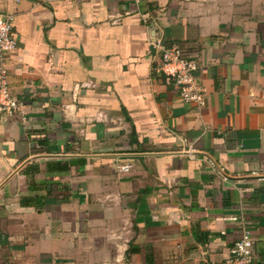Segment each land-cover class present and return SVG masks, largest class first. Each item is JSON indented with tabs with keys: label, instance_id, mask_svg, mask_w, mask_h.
<instances>
[{
	"label": "crops",
	"instance_id": "0c3cea01",
	"mask_svg": "<svg viewBox=\"0 0 264 264\" xmlns=\"http://www.w3.org/2000/svg\"><path fill=\"white\" fill-rule=\"evenodd\" d=\"M0 15L21 104L0 114V264H219L242 227L264 264V0H0ZM158 39L196 61L204 106L159 72Z\"/></svg>",
	"mask_w": 264,
	"mask_h": 264
},
{
	"label": "built area",
	"instance_id": "2783aa9c",
	"mask_svg": "<svg viewBox=\"0 0 264 264\" xmlns=\"http://www.w3.org/2000/svg\"><path fill=\"white\" fill-rule=\"evenodd\" d=\"M158 56L159 72L172 80L180 98L198 107L205 104L203 89L196 77L198 69L195 60L187 58L177 46L166 47L159 39L152 43ZM17 48L13 36V17L0 15V114L14 115L20 110V102L11 92L9 85L8 61ZM130 166L121 168L128 172ZM231 257L219 264H252L253 241L247 228L242 227L239 238L230 249ZM214 264V263H210Z\"/></svg>",
	"mask_w": 264,
	"mask_h": 264
},
{
	"label": "rangeland",
	"instance_id": "374dc122",
	"mask_svg": "<svg viewBox=\"0 0 264 264\" xmlns=\"http://www.w3.org/2000/svg\"><path fill=\"white\" fill-rule=\"evenodd\" d=\"M2 258V257H1ZM5 258V257H4ZM3 258V259H4ZM27 259V260H26ZM18 260V259H17ZM61 260L60 262H58L57 260L54 261V262H43V264H67V262H64L62 259H59ZM22 264H34V261L33 262H30L29 258H25V256L23 255L22 256ZM70 264H90L89 260L88 259H84L80 262H77V263H70Z\"/></svg>",
	"mask_w": 264,
	"mask_h": 264
},
{
	"label": "trees",
	"instance_id": "16d2710c",
	"mask_svg": "<svg viewBox=\"0 0 264 264\" xmlns=\"http://www.w3.org/2000/svg\"><path fill=\"white\" fill-rule=\"evenodd\" d=\"M23 201H24V203L23 202H21L22 204H24V205H30V204H33L34 203V201H36V199H28V198H26V199H23ZM27 203H26V202ZM37 204V203H36Z\"/></svg>",
	"mask_w": 264,
	"mask_h": 264
}]
</instances>
